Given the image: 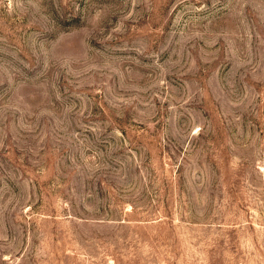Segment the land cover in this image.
Listing matches in <instances>:
<instances>
[{
    "label": "rangeland",
    "instance_id": "1",
    "mask_svg": "<svg viewBox=\"0 0 264 264\" xmlns=\"http://www.w3.org/2000/svg\"><path fill=\"white\" fill-rule=\"evenodd\" d=\"M0 264H264V0H0Z\"/></svg>",
    "mask_w": 264,
    "mask_h": 264
}]
</instances>
